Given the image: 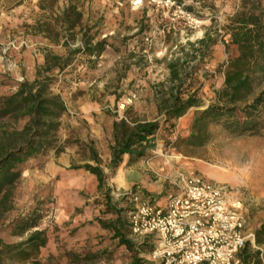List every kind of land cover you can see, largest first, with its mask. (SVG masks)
<instances>
[{
  "label": "rangeland",
  "instance_id": "rangeland-1",
  "mask_svg": "<svg viewBox=\"0 0 264 264\" xmlns=\"http://www.w3.org/2000/svg\"><path fill=\"white\" fill-rule=\"evenodd\" d=\"M177 2L191 15L190 19L154 7L133 10L126 0H0V99L16 92L21 83L33 82L47 55L70 60L71 65L55 75L52 85L53 93L60 94L68 108L61 118L57 146L66 141L93 143L107 166L114 145L115 121L126 119L131 125L159 121L160 129L148 147L150 158L143 165L159 192L145 198L158 206L177 192L174 183L179 175L227 185L245 201L248 229L255 235L264 221V107L256 117L257 128L243 134L211 120L195 127V120L201 111L218 102L226 67L239 55L228 34L232 20L246 8L255 6L264 12V0ZM69 7L82 15L72 30L65 17ZM205 37L208 45L202 46L199 42ZM102 41L106 42L102 53L84 54L87 45ZM257 79L251 103L264 94V64ZM180 80L183 85L176 90ZM173 90L182 99L195 94L203 105L189 110L187 119H179L171 128L165 123L164 110ZM239 117L243 118V114ZM1 124L20 130L25 121L5 119ZM159 143H166V150L159 148ZM56 145L21 165L22 176L10 190L8 201L1 202L0 197V238L9 244L25 241L31 232L15 235L14 222L31 217L38 225L35 230H47L49 249L55 254L47 257L44 250L40 256V251L38 259H46V264H72L74 256L80 254L97 255L101 264H114V255L123 264L131 263V254L124 246L120 254V245L109 254L94 252L93 246L80 243L67 249L68 237L77 235L72 220L85 207L80 203L90 199L95 189L76 184L78 179L71 178L87 176L85 171L71 166L85 163L88 153L79 144L57 156ZM214 169L227 170L232 180L221 183L210 179L208 172ZM115 190L114 207L131 211L130 201L120 196L124 191ZM103 200L101 197L93 204L105 207ZM125 215L128 217V213ZM248 245L251 255L264 263V247L257 246L255 239ZM146 246L154 248L152 242ZM143 254L141 258L147 264H160L152 260L151 252ZM240 256L241 253L238 264H243Z\"/></svg>",
  "mask_w": 264,
  "mask_h": 264
},
{
  "label": "trees",
  "instance_id": "trees-1",
  "mask_svg": "<svg viewBox=\"0 0 264 264\" xmlns=\"http://www.w3.org/2000/svg\"><path fill=\"white\" fill-rule=\"evenodd\" d=\"M73 14L76 16L74 22L71 21ZM65 17H67L66 24H69V30H72L80 22L82 15L69 7L65 11ZM47 30H49L48 26ZM228 34L231 37V43L237 46L239 55L226 67L224 85L218 92V102L210 104L199 113L195 120V127L204 120H211L222 124L234 133L243 134L257 128L259 121L256 117L261 113L260 108L264 107V94L255 98L252 103L249 102V98L255 92L254 84L258 80L259 69L264 64V12L259 11L255 6L242 10L232 20ZM199 44L208 45V38L205 37ZM105 47V41L95 45L90 44L85 47L84 54L99 55ZM70 65V60L64 61L57 55H47L45 65L38 69L33 82L21 83L16 92L0 99V122L5 119L14 122L25 121V125L20 130L0 125L1 202L8 201L10 190L20 180L21 165L43 155L58 143L57 132L61 127V118L68 112V108L62 96L53 93L52 85L55 75H60ZM171 67L176 68L173 65ZM173 75H176V72ZM177 80L178 75L173 77V83ZM180 81L179 86L175 85L176 90L183 85V81ZM167 103L168 106L164 110L165 123L170 124L171 128L174 122L184 117L189 110L203 105L195 94L182 99L175 90L171 92ZM241 103L245 104L244 107L239 105ZM239 114H243V118L239 117ZM159 129V121H138L133 125L126 119L115 121L113 124L114 145L111 146V160L107 171L93 143L66 141L64 145L59 144L55 148L59 156L64 154L68 147L80 144L84 152L88 153L85 163L72 165L71 169L83 170L97 178L98 192L104 198L105 213L117 216L109 220L98 219L97 222L103 229L114 232L113 238L119 239V245L124 246L131 254L130 264H147L141 255L146 252L152 253L154 248L147 247L146 243L137 246L128 238L130 211L125 212L114 207L112 190L107 187V184L121 166L125 155L131 157L128 166L150 158L149 142ZM195 137L191 136V139ZM37 228L36 220L31 217L16 220L15 235L23 236L31 233L25 241L17 244L6 243L0 238V264H41L38 255L47 244V230H35ZM254 239L257 246L264 247V221L255 232ZM240 258L243 264H264L258 256L251 255L248 243L241 251ZM95 262H97V255L90 254L75 255L72 260V264H95Z\"/></svg>",
  "mask_w": 264,
  "mask_h": 264
},
{
  "label": "built area",
  "instance_id": "built-area-1",
  "mask_svg": "<svg viewBox=\"0 0 264 264\" xmlns=\"http://www.w3.org/2000/svg\"><path fill=\"white\" fill-rule=\"evenodd\" d=\"M126 2L133 10L154 7L191 18L176 0ZM174 185L177 192L167 198L164 207L143 197L138 186L120 194L131 203L128 238L137 246L154 239L150 256L160 264H238V255L254 239L239 192L184 175H179Z\"/></svg>",
  "mask_w": 264,
  "mask_h": 264
},
{
  "label": "crops",
  "instance_id": "crops-1",
  "mask_svg": "<svg viewBox=\"0 0 264 264\" xmlns=\"http://www.w3.org/2000/svg\"><path fill=\"white\" fill-rule=\"evenodd\" d=\"M151 143V141L149 142ZM111 158L109 159L110 162ZM131 157L129 155H125L123 157V161L121 166L116 170L114 177H112L107 184V187L110 188L113 193L117 190L128 191L132 189L134 186H138L141 189L142 196L150 197L153 196V193L159 192V186L151 184V179L148 174L145 173V169H143L144 163L146 161H138L133 164L130 163ZM108 166V165H107ZM106 164H103V167L107 171ZM60 172V171H58ZM87 173V172H85ZM62 176H66L64 173L60 172ZM76 181V184H86L87 186H91L95 189L93 193H91L92 197L82 203L85 205L81 214H76L72 220L73 225L72 228L77 229V235L69 236L67 239V249L75 248L79 243L86 246L87 244L93 246V251H100L102 253H111L112 248L116 249L119 246V239H114V232H111L107 229H103L101 225L97 222L98 219L101 220H109L115 219L117 216L111 215L108 217L106 214V210L104 206H100L99 204H93L95 202H99L101 200V193L98 192V180L94 175L87 173V176L83 175H75L71 177ZM119 180V181H118ZM119 184H121L119 186ZM92 201V204H91ZM88 203V205H86ZM167 203V199H163L159 202L158 206L164 207ZM107 216V217H106ZM65 222V221H64ZM71 231L68 232L70 235ZM100 235H104L103 239L99 238ZM253 235V234H252ZM155 246V241L152 238L146 239L145 243H151ZM50 241H47V244L44 248L41 249L42 256L44 254V250H47V257H50L49 254L55 256L53 249L50 248ZM49 249V250H48ZM120 254L124 251L123 247H119ZM118 251V249H117ZM46 254V253H45ZM146 257V254H143ZM117 259L114 264H123L121 260H118V255H114ZM41 264H46V259H39ZM153 260V259H152ZM155 261V260H154ZM102 262L99 260L95 262V264H101ZM130 264V263H127Z\"/></svg>",
  "mask_w": 264,
  "mask_h": 264
},
{
  "label": "bare ground",
  "instance_id": "bare-ground-1",
  "mask_svg": "<svg viewBox=\"0 0 264 264\" xmlns=\"http://www.w3.org/2000/svg\"><path fill=\"white\" fill-rule=\"evenodd\" d=\"M187 119V115H185L184 117H182L180 120L182 122H184L185 120ZM159 148H162V145H160ZM158 152H161V149H159ZM179 157V156H176V158ZM208 177L210 179H213L217 182H221V183H224V182H229L232 180L233 176L225 169H221V170H211L208 172ZM119 181V180H118ZM121 184H119L120 186Z\"/></svg>",
  "mask_w": 264,
  "mask_h": 264
}]
</instances>
